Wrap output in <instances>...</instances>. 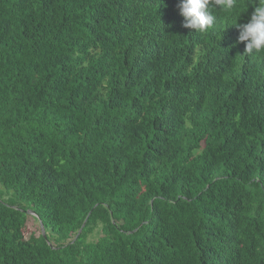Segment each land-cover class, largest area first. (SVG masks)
I'll use <instances>...</instances> for the list:
<instances>
[{
    "label": "trees",
    "instance_id": "obj_1",
    "mask_svg": "<svg viewBox=\"0 0 264 264\" xmlns=\"http://www.w3.org/2000/svg\"><path fill=\"white\" fill-rule=\"evenodd\" d=\"M178 4L0 0V264H264L254 8Z\"/></svg>",
    "mask_w": 264,
    "mask_h": 264
},
{
    "label": "clouds",
    "instance_id": "obj_2",
    "mask_svg": "<svg viewBox=\"0 0 264 264\" xmlns=\"http://www.w3.org/2000/svg\"><path fill=\"white\" fill-rule=\"evenodd\" d=\"M254 8L248 22L234 25L239 29L237 43L245 44V53L264 52V0H250ZM236 0H179L183 27L205 33L214 26V9L230 11Z\"/></svg>",
    "mask_w": 264,
    "mask_h": 264
},
{
    "label": "rangeland",
    "instance_id": "obj_3",
    "mask_svg": "<svg viewBox=\"0 0 264 264\" xmlns=\"http://www.w3.org/2000/svg\"><path fill=\"white\" fill-rule=\"evenodd\" d=\"M40 229L42 230V224L33 214L30 213L28 216V226L25 230L26 238L29 239L32 234H39Z\"/></svg>",
    "mask_w": 264,
    "mask_h": 264
},
{
    "label": "water",
    "instance_id": "obj_4",
    "mask_svg": "<svg viewBox=\"0 0 264 264\" xmlns=\"http://www.w3.org/2000/svg\"><path fill=\"white\" fill-rule=\"evenodd\" d=\"M41 224H42V223H41ZM42 231H43V235H44L45 237H47V236H46V232H45V229H44L43 224H42Z\"/></svg>",
    "mask_w": 264,
    "mask_h": 264
}]
</instances>
